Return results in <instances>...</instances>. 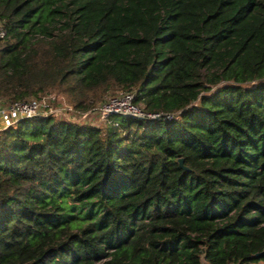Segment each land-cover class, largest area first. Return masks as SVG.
Wrapping results in <instances>:
<instances>
[{"label":"trees","instance_id":"1","mask_svg":"<svg viewBox=\"0 0 264 264\" xmlns=\"http://www.w3.org/2000/svg\"><path fill=\"white\" fill-rule=\"evenodd\" d=\"M0 23L2 103L161 114L1 129L0 264H264V0H0Z\"/></svg>","mask_w":264,"mask_h":264},{"label":"built area","instance_id":"2","mask_svg":"<svg viewBox=\"0 0 264 264\" xmlns=\"http://www.w3.org/2000/svg\"><path fill=\"white\" fill-rule=\"evenodd\" d=\"M6 31L0 23V38ZM53 95L41 98H28L11 103H0V130L14 125L17 121L36 116H53L58 119L71 120L94 126H104L112 115L131 116L135 118H160V113H148L134 102L133 91H119L88 110H78L67 102H60ZM57 105V106H56ZM65 114H69L66 115ZM75 114V117H74ZM170 118V115H164Z\"/></svg>","mask_w":264,"mask_h":264},{"label":"rangeland","instance_id":"3","mask_svg":"<svg viewBox=\"0 0 264 264\" xmlns=\"http://www.w3.org/2000/svg\"><path fill=\"white\" fill-rule=\"evenodd\" d=\"M119 91H121V90H117V91H115V92H113V93H110V92H104L96 101H92V103H91V106L93 107V106H96L97 104H99L101 101H103V100H105V99H107L109 96H111V95H113V94H115V93H117V92H119ZM50 95H53L55 98H56V103L55 104H57V100L58 101H60V102H62V101H64V102H67V103H69V104H71L72 106H74L73 104H72V102H70L69 100H68V98L65 96V95H63L62 93H60V92H58V91H53V92H50L49 93ZM48 96V95H47ZM3 101H0V103H2ZM57 106V105H56ZM91 106H90V108H91ZM76 109H78V110H83V111H85V110H88L87 108L86 109H81V108H76ZM66 115H69V114H65V116ZM67 117V116H66ZM74 117H75V114H74ZM0 126H1V122H0ZM256 264H263V263H261V262H259V263H256Z\"/></svg>","mask_w":264,"mask_h":264},{"label":"water","instance_id":"4","mask_svg":"<svg viewBox=\"0 0 264 264\" xmlns=\"http://www.w3.org/2000/svg\"><path fill=\"white\" fill-rule=\"evenodd\" d=\"M179 162L182 163V160L180 159Z\"/></svg>","mask_w":264,"mask_h":264}]
</instances>
